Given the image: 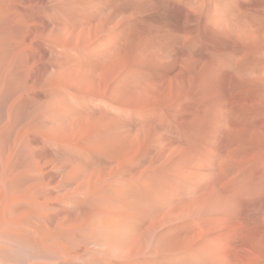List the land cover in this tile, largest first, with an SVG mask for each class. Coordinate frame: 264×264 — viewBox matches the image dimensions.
Listing matches in <instances>:
<instances>
[{"label":"bare ground","instance_id":"1","mask_svg":"<svg viewBox=\"0 0 264 264\" xmlns=\"http://www.w3.org/2000/svg\"><path fill=\"white\" fill-rule=\"evenodd\" d=\"M0 264H264V0H0Z\"/></svg>","mask_w":264,"mask_h":264}]
</instances>
